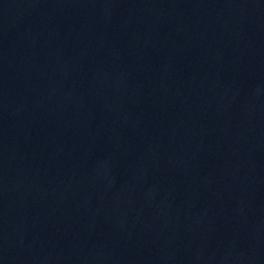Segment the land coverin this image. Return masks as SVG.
Here are the masks:
<instances>
[{
    "label": "water",
    "instance_id": "water-1",
    "mask_svg": "<svg viewBox=\"0 0 264 264\" xmlns=\"http://www.w3.org/2000/svg\"><path fill=\"white\" fill-rule=\"evenodd\" d=\"M0 264H264V0H0Z\"/></svg>",
    "mask_w": 264,
    "mask_h": 264
}]
</instances>
